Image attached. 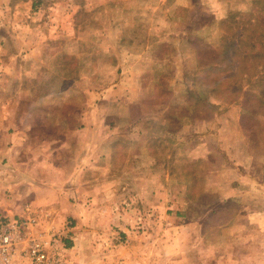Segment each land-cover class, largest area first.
Segmentation results:
<instances>
[{"label": "rangeland", "instance_id": "rangeland-1", "mask_svg": "<svg viewBox=\"0 0 264 264\" xmlns=\"http://www.w3.org/2000/svg\"><path fill=\"white\" fill-rule=\"evenodd\" d=\"M0 48V213L24 207L63 264H236L231 193L264 157V0H0ZM12 105L45 130L19 144L27 167ZM16 167L32 191L11 201Z\"/></svg>", "mask_w": 264, "mask_h": 264}, {"label": "crops", "instance_id": "crops-1", "mask_svg": "<svg viewBox=\"0 0 264 264\" xmlns=\"http://www.w3.org/2000/svg\"><path fill=\"white\" fill-rule=\"evenodd\" d=\"M1 49L2 48H0V50ZM144 49L145 50L139 57L141 59L138 60L145 63L154 62V54L152 50H146L147 47ZM26 66L27 64H25L24 70L26 69ZM18 80H21L19 85H27L31 81V79L26 76L23 79H13L12 82L18 83ZM28 91L29 90H26V88H23L22 92H18L17 97L16 95H14V97L11 98V102H22V100L28 98L30 94ZM56 95L57 94H55V96ZM34 98L37 99L38 97ZM42 98H47V96H39V99L43 100ZM2 115L3 109H0V119ZM39 116H41L40 113L28 112L27 110L25 111V109L19 112L14 107V105H12L11 111L9 110L7 115L3 117V120L8 121L7 130L11 132V163H14L13 161L19 162L20 164H22L19 165L21 167H27L32 163V159H30L28 164L25 165V161L23 160H25L26 158L20 156L22 155L23 151H21L22 147L19 146V144L21 142L27 141L28 134L45 131L44 129H39L40 127L35 124L36 118ZM42 146H44V143H38L34 146L33 150H38L42 148ZM27 149H29L28 145ZM12 155L14 157V160L12 159ZM45 158L46 157L42 159ZM258 165L260 166V168L254 170L251 168L252 163H248V166L250 167H248L247 170L243 173L241 172L239 174L240 185L238 186V189L234 190L233 193H231L235 196V202L238 206L232 215V225L230 228L232 230H235L236 228L241 226L247 227V233L245 234L247 235L245 237V239H247V245H243L244 247H247L245 251L244 249L241 250V257L240 255L238 256L239 259L236 260V264H244L241 262H243V260L245 259L247 260L248 264H264V157L262 159V163L260 161ZM27 173L28 172L24 170V168H15V175H17V178L15 179L14 184L11 185V201H13V198L18 196H20L21 198L23 196L25 197L26 194L32 191V189L27 185V181L31 180L30 176L27 175ZM52 193L56 192L53 191ZM15 210L18 211H12L11 208V216H14V214L17 213L25 214L24 207ZM245 239L242 238V240ZM194 241L198 242L199 251L203 254L205 252L207 253V247L213 245V243H206V239L202 238H199V241L197 239ZM228 264H230V262Z\"/></svg>", "mask_w": 264, "mask_h": 264}, {"label": "built area", "instance_id": "built-area-1", "mask_svg": "<svg viewBox=\"0 0 264 264\" xmlns=\"http://www.w3.org/2000/svg\"><path fill=\"white\" fill-rule=\"evenodd\" d=\"M36 226L35 217L0 213V264H63L64 245L56 238L33 236Z\"/></svg>", "mask_w": 264, "mask_h": 264}]
</instances>
